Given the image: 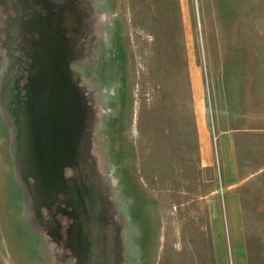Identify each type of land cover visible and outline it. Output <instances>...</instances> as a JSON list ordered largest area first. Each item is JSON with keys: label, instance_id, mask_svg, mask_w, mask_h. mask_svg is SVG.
I'll use <instances>...</instances> for the list:
<instances>
[{"label": "rangeland", "instance_id": "1", "mask_svg": "<svg viewBox=\"0 0 264 264\" xmlns=\"http://www.w3.org/2000/svg\"><path fill=\"white\" fill-rule=\"evenodd\" d=\"M91 253L264 264V0H0V264Z\"/></svg>", "mask_w": 264, "mask_h": 264}, {"label": "bare ground", "instance_id": "2", "mask_svg": "<svg viewBox=\"0 0 264 264\" xmlns=\"http://www.w3.org/2000/svg\"><path fill=\"white\" fill-rule=\"evenodd\" d=\"M98 191H97V193H96V195L94 196V198H90V199H88L87 200V205H88V208H89V210L92 212L91 213V216H92V218L95 220V218H96V214H98V212L97 211H99V210H101L100 212H102V210H103V201H104V199L105 198H103V195H104V193H103V191H102V189H100V187H99V189H97ZM102 201V202H101ZM100 202H101V204H100ZM100 208V209H99ZM97 212V213H96ZM99 220V219H98ZM88 221H90L89 219L88 220H86L85 221V224H86V226H87V222ZM90 223H92V221L90 222ZM98 225H100V224H98ZM100 226H102V225H100ZM114 226V225H113ZM88 227V226H87ZM102 228V227H101ZM93 230V229H92ZM101 230V229H100ZM114 231V230H113ZM107 232H108V230H107ZM94 235V234H93ZM109 235H110V233H109ZM114 237V236H113ZM98 239V238H97ZM100 239V238H99ZM104 239V238H103ZM101 242V241H100ZM109 242V241H108ZM105 243V242H104ZM109 244V243H108ZM116 248V247H115ZM102 254V253H101ZM110 256V255H109ZM96 262H98L99 264H104L105 263V261H104V259L102 258V257H98V255L97 254H89V261H88V263L87 264H95ZM109 264V263H108Z\"/></svg>", "mask_w": 264, "mask_h": 264}, {"label": "crops", "instance_id": "3", "mask_svg": "<svg viewBox=\"0 0 264 264\" xmlns=\"http://www.w3.org/2000/svg\"><path fill=\"white\" fill-rule=\"evenodd\" d=\"M227 146H229V140H228V138H227L226 135H225V136H223L222 145H221L222 149H223L225 152H226V148H227ZM226 159H227V164H226V162L224 163V167H225V168H224V171H225V172L228 171V170L233 169V168H232V165H231L230 158L227 157ZM227 168H228V170H227ZM234 198H236V197H234Z\"/></svg>", "mask_w": 264, "mask_h": 264}, {"label": "water", "instance_id": "4", "mask_svg": "<svg viewBox=\"0 0 264 264\" xmlns=\"http://www.w3.org/2000/svg\"><path fill=\"white\" fill-rule=\"evenodd\" d=\"M8 109V108H7ZM9 112V111H8ZM9 114H10V112H9ZM11 115V114H10ZM15 122V121H14ZM32 195V194H31Z\"/></svg>", "mask_w": 264, "mask_h": 264}, {"label": "flooded vegetation", "instance_id": "5", "mask_svg": "<svg viewBox=\"0 0 264 264\" xmlns=\"http://www.w3.org/2000/svg\"><path fill=\"white\" fill-rule=\"evenodd\" d=\"M100 186V185H99ZM101 189V188H100ZM103 191V190H102ZM104 193V192H103Z\"/></svg>", "mask_w": 264, "mask_h": 264}]
</instances>
